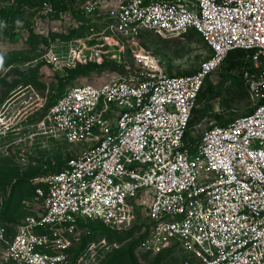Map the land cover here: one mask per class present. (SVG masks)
<instances>
[{"label": "built area", "instance_id": "obj_1", "mask_svg": "<svg viewBox=\"0 0 264 264\" xmlns=\"http://www.w3.org/2000/svg\"><path fill=\"white\" fill-rule=\"evenodd\" d=\"M96 8L111 20L108 39L119 49L109 58H118L124 75L67 88L35 124L44 135L83 147L59 171L32 179L40 213L11 234L0 228V260L68 264L80 224L99 221L126 232L135 224L134 200L145 193L138 252H179L181 264H264V0L86 5L88 12ZM140 30L196 32L209 56L192 74L166 76L155 56L131 45L130 64L125 49ZM233 50L245 53L242 78L255 108L188 143L197 96ZM11 129L0 121V135ZM97 249L92 243L73 264H91Z\"/></svg>", "mask_w": 264, "mask_h": 264}, {"label": "rangeland", "instance_id": "obj_2", "mask_svg": "<svg viewBox=\"0 0 264 264\" xmlns=\"http://www.w3.org/2000/svg\"><path fill=\"white\" fill-rule=\"evenodd\" d=\"M90 1L0 0V121L12 128L0 135V228L8 225L14 230L26 217L37 216L40 209L27 192L31 178L54 172L83 147L44 135L35 126L47 108L69 87L99 86L124 75L118 58H109L119 49L108 39L106 26L111 20L106 10L88 12ZM127 45L128 63L129 46L140 47L157 58L166 76L192 74L209 56L193 31L168 36L140 30ZM105 51H110L107 56L101 53ZM248 67L245 55L236 53L206 80L187 130L188 143L212 126L253 111L242 78ZM234 88L238 97L230 93ZM149 200L145 193L134 200L136 219L129 237L98 223H82L68 264L92 243L98 249L91 264H181L179 252L157 259L136 250L134 243L147 224ZM100 242L105 245L98 246ZM0 264L12 263L0 260Z\"/></svg>", "mask_w": 264, "mask_h": 264}, {"label": "trees", "instance_id": "obj_3", "mask_svg": "<svg viewBox=\"0 0 264 264\" xmlns=\"http://www.w3.org/2000/svg\"><path fill=\"white\" fill-rule=\"evenodd\" d=\"M236 53H240V54H244L245 55V53L243 52V51H240V50H233V51H231V52H229L228 53V55H227V57L225 58V60H227L228 58H230L232 55H234V54H236ZM224 60V61H225ZM223 61V62H224ZM236 62H237V59L236 60H234L233 61V63H232V66H234L235 64H236ZM222 65V64H221ZM208 79V78H207ZM206 79V80H207ZM206 80H205V82H206ZM205 82H204V84H203V86H202V88H201V90H200V92H199V94H198V96H197V100H196V103H197V101H198V99L200 98V94H201V91H202V89H203V87H204V85H205ZM243 84H244V82H243ZM244 88H245V91H246V96H248V98H249V95H248V92H247V89H246V86L244 85ZM236 88H234V89H232L231 91H230V93L233 95V96H235V97H238L239 96V91L238 90H235ZM250 99V98H249ZM55 103V102H54ZM53 103V104H54ZM52 104V105H53ZM51 106V105H50ZM49 106V107H50ZM48 107V108H49ZM48 108H47V110H48ZM254 108H255V106H254ZM195 109V108H194ZM194 109H193V111H192V114H193V112H194ZM46 110V111H47ZM46 111H45V113H46ZM45 113L40 117V120L42 119V117L45 115ZM192 114H191V118H192ZM39 120V121H40ZM190 121H191V119H190ZM190 121H189V125H190ZM189 125H188V128H189ZM200 139H198L197 141H194V142H198ZM185 141L187 142V132H186V134H185ZM194 142H191V143H193L194 144ZM65 165V163L62 165V166H60L58 169H56L54 172H57V171H59L63 166ZM54 172H52V173H54ZM46 175V174H45ZM42 176H44V175H42ZM37 177V176H36ZM37 186H39V184H34L33 182H32V178H31V180H30V182H29V187H28V190H27V192H28V194H30V195H33L34 196V190H35V188L37 187ZM85 223H98V224H100L101 226H103V227H105L101 222H99V221H87V222H85ZM82 224H80L79 225V227L81 226ZM106 229H108L107 227H105ZM3 229L5 230V232H6V234H11L12 233V228L10 227V226H4L3 227ZM109 230V229H108ZM132 230H133V228H131L130 230H128V231H126V232H123V233H126V235H127V237H129L131 234H132ZM142 237V236H141ZM141 237H140V239H141ZM140 239H138L137 240V242L136 243H134L135 244V247H136V245L138 244V242H139V240ZM133 244V245H134ZM167 254H170L169 252H162V253H160V254H158V255H156L155 257L157 258V259H159V258H161V257H163V256H165V255H167ZM143 256H149L148 254H143Z\"/></svg>", "mask_w": 264, "mask_h": 264}, {"label": "clouds", "instance_id": "obj_4", "mask_svg": "<svg viewBox=\"0 0 264 264\" xmlns=\"http://www.w3.org/2000/svg\"><path fill=\"white\" fill-rule=\"evenodd\" d=\"M17 23H19V21H17Z\"/></svg>", "mask_w": 264, "mask_h": 264}]
</instances>
